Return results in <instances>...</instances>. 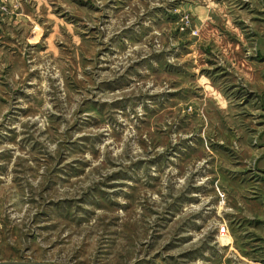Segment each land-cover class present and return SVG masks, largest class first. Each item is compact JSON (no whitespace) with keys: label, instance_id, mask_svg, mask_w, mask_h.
<instances>
[{"label":"rangeland","instance_id":"374dc122","mask_svg":"<svg viewBox=\"0 0 264 264\" xmlns=\"http://www.w3.org/2000/svg\"><path fill=\"white\" fill-rule=\"evenodd\" d=\"M0 262L264 264V0H0Z\"/></svg>","mask_w":264,"mask_h":264},{"label":"water","instance_id":"95a60500","mask_svg":"<svg viewBox=\"0 0 264 264\" xmlns=\"http://www.w3.org/2000/svg\"><path fill=\"white\" fill-rule=\"evenodd\" d=\"M0 264H36V263H23V262H0Z\"/></svg>","mask_w":264,"mask_h":264}]
</instances>
